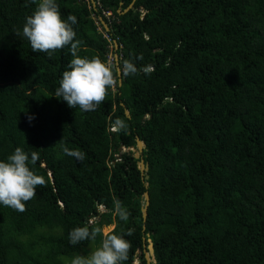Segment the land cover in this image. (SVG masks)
<instances>
[{"label":"trees","instance_id":"trees-1","mask_svg":"<svg viewBox=\"0 0 264 264\" xmlns=\"http://www.w3.org/2000/svg\"><path fill=\"white\" fill-rule=\"evenodd\" d=\"M94 2L56 0L63 19L77 18L78 55L108 61L113 51L116 68L131 60L139 71L85 112L54 96L70 46L32 52L22 27L36 4L0 0V160L35 151L30 167L46 181L26 211L0 204V264H71L101 243V232L69 243L85 225L131 230L122 264H146L147 234L154 264H264V0H135L127 11L133 0ZM118 119L126 126L114 130ZM136 137L145 182L132 151L116 157Z\"/></svg>","mask_w":264,"mask_h":264},{"label":"clouds","instance_id":"clouds-1","mask_svg":"<svg viewBox=\"0 0 264 264\" xmlns=\"http://www.w3.org/2000/svg\"><path fill=\"white\" fill-rule=\"evenodd\" d=\"M32 2L36 7L25 18L22 27V35L27 38L32 52H45L51 57L57 50L70 46L72 59L67 65V70L62 73L54 95L65 101L68 107H78L85 112L95 111L105 100L108 90L117 86L121 73L124 76L138 73V68L131 60H124L122 67L117 69L111 61H102L99 56L89 58L78 55L82 41L75 39L73 25L77 23V18L69 14L67 19H63L56 0ZM152 70L149 66L144 72L148 74ZM28 119L30 121L32 117ZM125 126L124 122L118 119L114 130ZM62 149L66 155L81 163L85 160L86 154L83 151L70 150L66 146H62ZM38 160L37 152L29 154L20 147H16L5 160H0V204L18 212L26 211L25 202L36 196L38 186H44L46 183L45 178L36 174L30 167ZM113 211L120 221H127L130 216L119 200H114ZM100 232L99 227L91 230L87 225L75 227L69 233V243L76 245L84 240H94ZM125 235H131V230L127 233L105 232L100 245L90 256H76L71 264H122L128 258L131 247ZM136 259L138 258H135V261Z\"/></svg>","mask_w":264,"mask_h":264},{"label":"water","instance_id":"water-1","mask_svg":"<svg viewBox=\"0 0 264 264\" xmlns=\"http://www.w3.org/2000/svg\"><path fill=\"white\" fill-rule=\"evenodd\" d=\"M134 1L135 0H133V2L128 6V8L125 11L132 8ZM99 20H100L102 26L104 27V29L106 31H108L109 29H108V26L105 23V21L102 18H99ZM113 44H114L115 48L118 47L117 41H113ZM114 59H115L116 65H117L118 56L116 54H114ZM117 69H120V68L117 66ZM121 76H122V73L118 76L119 85H121ZM125 115L129 118V112L127 110L125 111ZM144 148H145V143L143 141H141L138 137H136V147L135 148H127V149L125 148V151H127V152L128 151H134V149H136L137 153L134 154V158L139 160L138 168L140 171L141 178L145 182L146 180H148V176L146 175V172L148 171V167L142 158V152H143ZM123 149L124 148L122 146L119 147V149H118L119 154L116 156L117 159H120V156L122 154ZM144 185L147 188L148 184L144 183ZM143 199H144V204H143V207H141V214H142V220H143L142 229L145 230V222H146V218H147V208L149 205V195L147 192L143 193ZM148 236L149 235L147 234L146 238H147L148 245H147V249L144 251V256H145L146 264H152V263L154 264L155 259H154L153 244H152L151 239ZM136 261L138 262L139 260L136 259Z\"/></svg>","mask_w":264,"mask_h":264},{"label":"rangeland","instance_id":"rangeland-1","mask_svg":"<svg viewBox=\"0 0 264 264\" xmlns=\"http://www.w3.org/2000/svg\"><path fill=\"white\" fill-rule=\"evenodd\" d=\"M90 2H91V4H92V6H94V4H95V2H94V0H90ZM99 20V19H98ZM113 47H114V45L112 44L111 46H110V48H112L113 49ZM115 48V47H114ZM109 61H113V62H115V60H114V53H113V51H112V53H111V55H110V57H109ZM124 152H126L125 151V148L122 150V153H124ZM134 154H136L137 152H136V149H134V151H132ZM114 228V225H109V226H103L102 227V230H101V233H102V235L105 233V232H110L112 229ZM99 246V245H98ZM98 246H94V245H92L91 247H90V249H89V252L86 254V255H83V256H85V257H87V256H90L91 255V253H92V251H94ZM137 258V257H136ZM138 262L137 261H135V264H137Z\"/></svg>","mask_w":264,"mask_h":264},{"label":"built area","instance_id":"built-area-1","mask_svg":"<svg viewBox=\"0 0 264 264\" xmlns=\"http://www.w3.org/2000/svg\"><path fill=\"white\" fill-rule=\"evenodd\" d=\"M110 15H111V13H109V12H106V13H105V16H106V17H109ZM106 38L109 39L107 36H106Z\"/></svg>","mask_w":264,"mask_h":264},{"label":"crops","instance_id":"crops-1","mask_svg":"<svg viewBox=\"0 0 264 264\" xmlns=\"http://www.w3.org/2000/svg\"><path fill=\"white\" fill-rule=\"evenodd\" d=\"M101 23V22H100Z\"/></svg>","mask_w":264,"mask_h":264}]
</instances>
